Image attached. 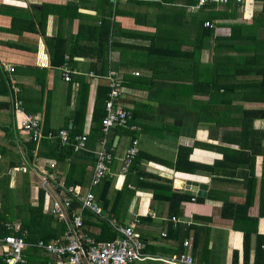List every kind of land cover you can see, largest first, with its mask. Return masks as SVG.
I'll use <instances>...</instances> for the list:
<instances>
[{
	"label": "crops",
	"instance_id": "crops-1",
	"mask_svg": "<svg viewBox=\"0 0 264 264\" xmlns=\"http://www.w3.org/2000/svg\"><path fill=\"white\" fill-rule=\"evenodd\" d=\"M197 1L0 0V195L15 191L24 211L43 191L42 210L51 215L53 199L64 198L68 187L92 192L102 212L76 206L82 230L112 240L119 234L111 218L134 224L144 242L137 264H175L170 259L181 253L192 264H264V140L252 148L253 179L247 161L231 152L241 148L235 106L264 110V1L200 7ZM215 64L225 82L263 84L212 97ZM111 72L121 78L115 103L131 117L103 132L95 108L104 110ZM27 115L39 120L38 140L20 126ZM252 127L264 130V117ZM61 128L66 143L57 136ZM82 134L86 142L75 149ZM133 139L138 153L121 172ZM102 146L112 157L94 184ZM224 204L234 206L235 217L221 214ZM14 206L21 207L17 200ZM58 222L52 216L48 227ZM23 258L19 264H59L43 250Z\"/></svg>",
	"mask_w": 264,
	"mask_h": 264
},
{
	"label": "built area",
	"instance_id": "built-area-1",
	"mask_svg": "<svg viewBox=\"0 0 264 264\" xmlns=\"http://www.w3.org/2000/svg\"><path fill=\"white\" fill-rule=\"evenodd\" d=\"M235 2L243 4L246 0H198L197 7L206 4H227ZM205 25L212 26L210 22ZM43 66L44 63H41ZM13 71L14 67L9 66ZM68 68L64 69V79L69 80ZM109 87L108 97L105 102V115L101 120L103 132H107L115 125L125 126L131 117L130 111L117 106L115 99L121 92V78L114 72L107 76ZM19 104V102H18ZM20 126L31 131V138L40 139L42 136L39 120L27 115L20 121ZM61 142L68 141V131L59 129L57 133ZM86 134L76 136L75 149L82 148L86 142ZM138 153V140L133 139L121 159V172H126ZM111 153L102 146L97 152L93 183H98L107 173L108 163L111 160ZM53 166V164H51ZM67 195L62 199H53L50 205V212L65 224V230L60 238L51 242L37 241V246L45 249L48 253L56 256L59 264H137L143 256L142 248L144 242L140 234L134 229V224L129 226L118 225L114 218L110 219L111 225L119 234L112 240H96L82 230L83 219L80 210L70 208L72 200H77L80 209L90 210L100 214L102 208L96 203L93 193L88 191L80 194L77 188L70 186L66 189ZM4 227L9 230L7 234L0 235V246L5 245L3 260L5 264H19L24 262L23 250L28 246L25 240L26 232L18 234L20 222H5ZM185 246L190 245V240H184ZM175 264H192V259L185 253L170 259ZM242 264H247L243 262Z\"/></svg>",
	"mask_w": 264,
	"mask_h": 264
},
{
	"label": "trees",
	"instance_id": "trees-1",
	"mask_svg": "<svg viewBox=\"0 0 264 264\" xmlns=\"http://www.w3.org/2000/svg\"><path fill=\"white\" fill-rule=\"evenodd\" d=\"M264 1V0H263ZM263 10H264V3H263ZM202 38V36H200ZM256 58V56H255ZM234 64H232V67H230L228 71H231L232 74L234 75L233 71L231 69H234ZM228 69V68H227ZM242 69H246L242 68ZM212 73V83H211V88H212V97H214V94L220 93V91L222 90L223 94L228 93L230 94L228 96V98L231 96V94L236 93V90L239 88H252V87H256V88H261L262 84L259 83H255V84H251V83H246V82H239V81H227L225 82V80L223 79L224 77L219 74L220 73V65L215 64L212 67L211 70ZM232 75H229V77H231ZM235 77V76H234ZM259 86V87H258ZM109 91L108 87H104L103 91H102V96H101V105L103 106L104 110H102L101 112L98 113V107L96 106L95 108V116L94 118H99L100 122L102 120V118L104 117L106 111H105V101L107 99V93ZM100 101H97V103ZM230 102V100H228ZM235 108L237 110L240 111V117L238 118V124L240 125V130H239V142L241 144V148L238 151H234L231 150V152H234L236 154H238V156H240L242 159H245L247 161L246 167L249 168L250 170V174L251 177L253 179V175H254V164H255V155L256 153L253 152V146L256 143H259L260 141L264 140V130H255L252 127V121L255 118H262L264 117V110L261 108H243V106H235ZM98 113V114H97ZM97 115H99L97 117ZM47 129V128H46ZM45 129V130H46ZM60 144V143H59ZM71 149V148H70ZM179 157V161L180 159L182 160L180 154L178 155ZM187 158V155H185V159ZM192 164L195 165V163L192 162ZM191 164V165H192ZM264 166V165H263ZM193 171V170H192ZM252 181V180H249ZM75 187V185H74ZM76 188V187H75ZM78 190V188H77ZM260 190H261V194H260V201L261 204L264 208V178L261 180V185H260ZM247 205L248 203H251V188L248 187L247 190ZM6 198V199H5ZM43 198H44V194L43 191H41L39 193L38 196V201L37 204L35 206H29V209L22 211L21 207H18V210L15 211L16 214H11L9 212V208H8V203H9V198L7 197V195L4 193V195H0V235H4L7 234L9 232V230H7L4 227L5 222H12L11 220L13 219H19L20 222V229L18 234H22L23 232H26L25 234V240L28 243V246L25 248V251H23V256L26 254V258L28 259V257H31L32 255H36L39 254L40 250L45 251V249L38 247L37 246V241L38 240H43L44 242H51L56 240L57 238H60L65 230V224L63 222L59 223V226L56 228H52L50 229L48 227L49 222L52 220V216H55L53 214H48L43 212ZM183 197H180V199ZM12 202V200H11ZM79 203L77 200H72L71 203V208H75L76 206H78ZM233 208L234 206L231 204H224L223 205V211H222V215L224 217H235L233 213H231L229 211V209ZM244 208H246L244 206ZM232 215V216H231ZM56 217V216H55ZM57 218V217H56ZM58 219V218H57ZM255 219V218H254ZM260 236V235H258ZM261 237L264 238V235H262ZM248 240H249V233H245L244 232V242L243 244L245 245V254L248 251L247 248V244H248ZM259 249V248H257ZM46 253H48L47 251H45ZM259 252L262 253V251L259 249ZM50 254V253H48ZM0 264H5L4 260H3V254L0 255ZM256 264V262H255Z\"/></svg>",
	"mask_w": 264,
	"mask_h": 264
},
{
	"label": "rangeland",
	"instance_id": "rangeland-1",
	"mask_svg": "<svg viewBox=\"0 0 264 264\" xmlns=\"http://www.w3.org/2000/svg\"><path fill=\"white\" fill-rule=\"evenodd\" d=\"M180 87H182V86H180ZM183 88V87H182ZM184 91H186V93H189V88H188V86L187 87H185L184 88ZM227 118H229V115L227 114ZM238 135V134H237ZM9 199L10 200H12V204H13V207H10L9 208V212L11 213V214H16V212H15V206H14V204H15V200H17V202L21 205V210H23L24 208H25V203H23V201H21V200H19V199H16V196H15V191L14 192H12V190H11V193H10V197H9ZM26 202V201H25Z\"/></svg>",
	"mask_w": 264,
	"mask_h": 264
}]
</instances>
